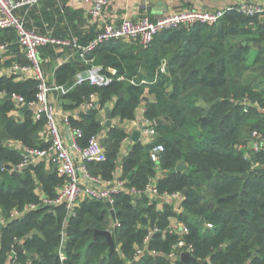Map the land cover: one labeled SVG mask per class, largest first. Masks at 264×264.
Listing matches in <instances>:
<instances>
[{
    "label": "trees",
    "instance_id": "obj_1",
    "mask_svg": "<svg viewBox=\"0 0 264 264\" xmlns=\"http://www.w3.org/2000/svg\"><path fill=\"white\" fill-rule=\"evenodd\" d=\"M44 1L45 10L49 6L51 11L41 10V16L52 24L50 15H59L61 8H55L54 0ZM263 19L264 15L246 16L232 10L215 25L162 32L146 50L139 45L108 42L93 56L95 65H101L112 79L111 84L99 88L84 82L60 97L62 107L74 110L95 94L102 107L115 102L111 116L121 121L133 119L144 103L145 118L161 122L156 126L154 142L165 147L159 163L149 156L153 144L140 142L120 159L127 134L117 127L102 126L100 110H90L81 121L73 122L84 131L83 143L106 132L101 142L107 160L90 164L91 174L110 179L119 167L130 188L142 189L160 169L164 177L158 180L159 190L185 197L184 211L177 214L172 205L158 210L157 202L150 204L148 198L142 197L134 205L130 196L118 195L114 211L120 227L112 233L113 251L105 237L95 235L96 231L109 230L112 224L109 209L100 201H84L76 215L68 218L64 207H42L10 220L13 209L22 211L39 202V189L47 198H56L64 179L54 167V172L45 171L44 163L20 172L1 171L2 166L17 165L22 160L20 152L7 143L43 149L49 144L44 141V120L36 122L32 110L18 112L13 101L0 97V211L6 221L0 229V264L11 263L15 239L21 241L22 251L17 257L22 264H169L166 256L178 240L168 231L173 219L189 227L188 240L196 247L194 256L203 264H264V149L259 153L246 149L253 132L264 140V115L254 106L246 113L241 105L248 98L264 106ZM4 31L14 41H2L16 43L14 31ZM185 35L190 41L183 45ZM93 39L80 40L88 44ZM15 46L19 48L17 62L27 65L22 49ZM41 50L47 56L55 54V47ZM71 53H61L64 62L55 71L59 86H74L78 74L88 69L78 57L65 61ZM164 63L168 72L161 74ZM109 69L116 72L112 74ZM132 79L138 84L132 85ZM16 80L17 76H2L0 93H17L27 102L33 101L38 82L32 78ZM143 80L149 84H141ZM205 116L207 129L202 131ZM180 164L185 168L177 172ZM207 224L212 228H206ZM155 227L161 233L150 237L148 252L136 262V247ZM63 229L67 259L62 263L57 250Z\"/></svg>",
    "mask_w": 264,
    "mask_h": 264
},
{
    "label": "built area",
    "instance_id": "obj_2",
    "mask_svg": "<svg viewBox=\"0 0 264 264\" xmlns=\"http://www.w3.org/2000/svg\"><path fill=\"white\" fill-rule=\"evenodd\" d=\"M41 0H0V31L11 30L16 36V43L3 42L0 43V58L7 54L13 44H18L28 61L27 65L14 63L11 67L12 76L23 79L32 78L38 82L37 93L35 99L27 102L26 99L17 93L1 92L0 97H8L16 105L17 111L20 112L25 105L33 112V118L36 122L44 120L46 133L45 142L49 144L46 149L31 148L20 145L15 147L20 152L21 162L17 165L2 166V172H20L30 167H36L42 163L51 164L59 177L64 179V185L57 191V197L50 199L41 198L38 203L26 206L22 211L13 209L10 213V220L19 219L30 211L39 208H59L64 207L67 218L75 216L77 209L86 200L100 201L109 204L114 210L116 197L126 194L131 197L132 204L136 205V201L142 197L148 198L149 203L157 202V207L165 205L174 208V212L183 213V202L185 197L181 193L161 192L158 188V180L164 175L159 171L157 176L149 178L147 185L142 189L130 188L127 181L123 178L121 168H118L110 179H104L102 176L91 174L89 165L94 163H104L107 160L106 151L102 145L98 135H93L84 141L83 129L75 126L73 120H79L80 114H75L72 118L66 117L61 123L60 97L67 95L76 86L88 82L91 86L105 88L108 87L112 79L107 76L100 66L95 65L94 52L101 46L111 41L134 42L143 49H149L153 44L155 37L166 31L191 29L197 24H218L222 18L228 13L227 10L215 12H205L199 10H184L173 14L159 21H153L149 16H144L139 20L125 19L119 24L108 22L105 18V11L109 5V0H86L89 4V15L91 18L100 23V32L88 44H81L75 38H58L53 33L40 34L31 30L27 26L26 15L19 14L24 11L29 14L30 10L37 7ZM239 13L246 16L264 15V8L251 4H243L235 9ZM232 11V10H231ZM44 47L68 48L71 54L68 56L78 57L85 66L90 69L78 74L75 79L74 86H59L56 82L49 84L44 70L43 61L40 59V49ZM64 61H60L58 66ZM167 72L166 63L160 69V73ZM82 74H88L86 79L82 78ZM132 85H137L135 79L130 80ZM145 82H141L143 84ZM97 95L92 94L89 98L90 103L86 105L85 112L90 110H100L101 106L93 100H97ZM244 111L247 113L249 108L254 106L258 108L264 115V106L254 103L248 98H244L241 102ZM20 110V111H19ZM144 116L141 126L142 133L151 140L149 151L150 159L159 163L161 155L165 152L162 144H154L157 138L156 122L145 118V107L140 108ZM104 126V123H101ZM63 128L68 129L71 135L70 142H67L63 136ZM14 142H9L11 145ZM247 150L259 153L264 149V140L262 136L253 132L251 141L246 147ZM127 156V154H126ZM248 157V156H247ZM115 212V211H114ZM116 216V214H115ZM206 228H212V225H205ZM120 227V223L116 219H112V224L107 232L113 233V230ZM168 231L178 236L176 244L172 247L171 252L166 256L169 264H178L181 262V256L188 254L194 257L196 247L188 240L190 236L189 227L183 222L176 219L171 220ZM154 233H161L157 227L149 232L141 246H137L134 254V260H141L148 252L150 237ZM66 230H62V242L57 250V258L60 262H65L67 256L64 253V244L66 238ZM18 245V246H17ZM21 246V241L15 239L10 252V264H22L19 262L16 250ZM151 254L157 255L156 251H150ZM26 264H32L28 262ZM126 264H132L127 262Z\"/></svg>",
    "mask_w": 264,
    "mask_h": 264
},
{
    "label": "crops",
    "instance_id": "obj_3",
    "mask_svg": "<svg viewBox=\"0 0 264 264\" xmlns=\"http://www.w3.org/2000/svg\"><path fill=\"white\" fill-rule=\"evenodd\" d=\"M44 2H45L44 0H41L37 7L30 10L29 14H25L24 11L19 12V14L22 16L26 15L27 26L29 29L34 30L35 32H38L40 34L53 33L54 36H56L57 33H60L61 34L60 38H75L81 44H83V42H81L80 39L86 40V39L95 38L97 34L100 32V23L94 21L89 15L88 13L89 4L86 3V0H54L55 8L56 9L61 8L60 9L61 13L59 15L58 13L50 15L49 19L52 24L43 20V17L41 16V10L42 11L45 10V6L43 7ZM51 2L53 3V0H51ZM243 4H251L254 6H259L261 8H264V0H109V5L105 11V18L108 22L114 24H119L125 19L136 21L144 16H149L153 21H159L184 10H199L205 12H215L220 10L231 11V10H235L237 7ZM48 7L45 10V12L51 11L49 10ZM35 10H37L38 12L36 11L33 14ZM69 11L74 14L73 15L69 14ZM33 15L36 19L33 17ZM55 27H60L61 31L56 30ZM63 35L64 37H62ZM10 36L11 34H7V32L5 31L2 32L0 31V43H3V41H10V39L12 38V36L11 37ZM12 39L14 41V38ZM120 42L125 46L129 45V46L138 47V44L134 42H126V41H120ZM17 50H19V48H17V46L13 44L9 52L5 54L2 58H0L1 61L0 78L2 76H7V77L12 76L11 67L14 63H18L17 61H19L18 54L16 53ZM68 51L71 52V50L68 48H55L54 51L55 54L53 56L50 55L47 56L43 53L42 50L40 51L39 56L42 58L43 70L49 84L55 82V71L58 68L59 62L64 61L63 59L64 57H61V53L65 55ZM43 56H47V57H43ZM65 58L68 59V55H66ZM96 66H100L103 69L101 65H96ZM87 68L88 69H86L85 71H88L90 69L89 67ZM109 72L114 74L116 71L114 69H109ZM21 80H23V78L17 77L16 81H21ZM142 82H145L143 83V85L149 84V82L146 80H143ZM96 97L97 100H93L92 102H95L100 105V99L98 96ZM89 103L90 101L89 99H87L84 103L78 105V107H76V109L74 110H67L61 106L60 107V110L62 112L61 123L66 117L72 118L75 114H80V119L73 120V122L76 123L81 121L82 117L89 112V111L85 112L86 105ZM114 105L115 102L107 103L105 107H102L100 105L101 123H104V127H106L107 113L108 112L111 113V110L113 109ZM143 107H145L144 103L141 104V106H139V108L135 112L134 118L131 120L121 121L120 118H112V128L117 127L123 129L127 134V140L122 144L121 147L122 150L120 153V159H123L126 156V154L128 155L133 144H135L132 141V136L136 132H139L141 134L140 143L144 145L151 144V140H149L147 136H145L141 131V126L144 121V116L141 113L140 108ZM18 117H19V113H18ZM62 133L65 140L67 142H70L71 135L69 130L63 128ZM45 137H46V133L44 132V141H45ZM19 146H20L19 143L14 142L11 147L15 149V147H19ZM44 168L45 171L47 172L49 168H51V170L54 171L53 166L49 163H44ZM159 171L161 170L157 169V173ZM58 190L59 189H57V191ZM36 194L38 195L39 200L41 198L46 197L41 189L37 190ZM157 208L162 209L161 206H158ZM5 222L6 221L3 220L2 212L0 211V224L4 226Z\"/></svg>",
    "mask_w": 264,
    "mask_h": 264
},
{
    "label": "water",
    "instance_id": "obj_4",
    "mask_svg": "<svg viewBox=\"0 0 264 264\" xmlns=\"http://www.w3.org/2000/svg\"><path fill=\"white\" fill-rule=\"evenodd\" d=\"M190 40V36L189 35H185L184 36V39H183V44L185 45L188 41ZM167 72H168V69H167ZM88 76V74H82V78L83 79H86ZM29 110V107L28 105H25L23 107V111L26 112ZM210 110V108L208 107L207 108V112ZM157 125H161V122L158 121L156 123ZM106 127L108 129H111L112 128V116H111V113L108 112L107 113V121H106ZM207 129V116L203 117L201 119V130L202 131H205ZM140 138H141V134L139 132H136L133 136H132V141L134 143H138L140 142ZM31 169H34V167H30ZM185 168V165L184 164H180L177 166V172H181L183 169ZM243 178H248V175H244ZM186 194V192L184 193ZM107 208L109 209L110 211V214L112 216V219L115 221L116 220V216H115V212L114 210L112 209V207L109 205V204H106ZM202 224H204L203 221H201ZM3 227V225L0 224V229ZM95 235L96 236H102V237H105L108 244H109V247H110V251H113L115 250V243H114V240H113V237L111 235V233L107 232V231H96L95 232ZM22 251V248H18L17 252L20 253ZM181 262L184 263V264H189V263H194V264H203V262L199 261L198 259L194 258V257H191L190 255L188 254H183L181 256Z\"/></svg>",
    "mask_w": 264,
    "mask_h": 264
},
{
    "label": "rangeland",
    "instance_id": "obj_5",
    "mask_svg": "<svg viewBox=\"0 0 264 264\" xmlns=\"http://www.w3.org/2000/svg\"><path fill=\"white\" fill-rule=\"evenodd\" d=\"M105 133L106 132H104V133H101L100 135H98V137L100 138V139H102L103 137L105 138ZM48 172H54L53 170H51V168H49V170H48Z\"/></svg>",
    "mask_w": 264,
    "mask_h": 264
}]
</instances>
